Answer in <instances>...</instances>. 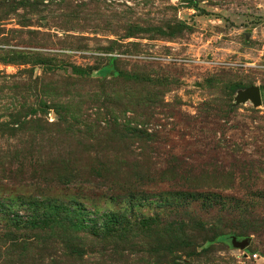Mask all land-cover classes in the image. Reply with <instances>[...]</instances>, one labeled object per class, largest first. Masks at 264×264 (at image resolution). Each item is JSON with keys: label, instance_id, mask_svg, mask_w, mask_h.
I'll use <instances>...</instances> for the list:
<instances>
[{"label": "rangeland", "instance_id": "obj_1", "mask_svg": "<svg viewBox=\"0 0 264 264\" xmlns=\"http://www.w3.org/2000/svg\"><path fill=\"white\" fill-rule=\"evenodd\" d=\"M0 264H264V0H0Z\"/></svg>", "mask_w": 264, "mask_h": 264}, {"label": "water", "instance_id": "obj_2", "mask_svg": "<svg viewBox=\"0 0 264 264\" xmlns=\"http://www.w3.org/2000/svg\"><path fill=\"white\" fill-rule=\"evenodd\" d=\"M238 101H251L254 106H258L260 104V95L258 88L252 87L243 92H240L238 95ZM230 243L233 248L241 250L245 249L249 244L248 240L237 241L234 237L231 238Z\"/></svg>", "mask_w": 264, "mask_h": 264}]
</instances>
